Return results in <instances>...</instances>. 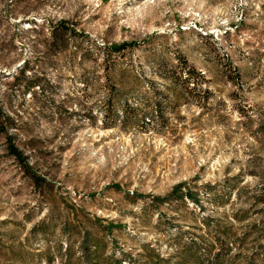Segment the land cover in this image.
Masks as SVG:
<instances>
[{"label": "rangeland", "instance_id": "obj_1", "mask_svg": "<svg viewBox=\"0 0 264 264\" xmlns=\"http://www.w3.org/2000/svg\"><path fill=\"white\" fill-rule=\"evenodd\" d=\"M61 23L75 33L54 40ZM262 172L264 0H0V264H75L83 230L111 264H181L191 246L212 264L215 226L222 264H264Z\"/></svg>", "mask_w": 264, "mask_h": 264}, {"label": "trees", "instance_id": "obj_2", "mask_svg": "<svg viewBox=\"0 0 264 264\" xmlns=\"http://www.w3.org/2000/svg\"><path fill=\"white\" fill-rule=\"evenodd\" d=\"M57 32L61 34H65L68 32L75 33L74 31H71V29H68L67 25L64 23H61L59 26H55L51 28L50 36L52 39L57 40V35H56ZM136 44H137L136 42H122L118 45H112L109 47H105V51L107 54L121 53L126 48H133L134 46H136ZM173 75H174V80L179 81V83H181L182 87L185 90L190 91V90H195V89H199V90L201 89V81H203V77L198 78L199 73H197L193 68L183 67L182 69L179 70L177 75L175 74ZM198 79H200L201 81L199 82ZM204 98H207V97L205 96ZM10 139L11 138L8 136L7 137V140L9 141L7 145L8 153L14 156L15 159H17L18 161L24 162L25 158L23 156L22 151L18 149V147L14 143L10 142ZM25 166L27 167L28 165L26 164ZM262 173L264 176V172ZM183 186L184 184H178L177 186H175L173 190L180 191V188H182ZM204 187L207 188L205 200L209 202L210 200L216 199V202L219 203L220 198L215 192L214 188H211L210 185H206ZM176 199H179L181 201L187 200L191 202L192 204H194L195 206H197L199 202L197 198V194L194 189L193 190L186 189L184 193H179V195H176ZM252 202L253 203L260 202L264 206V191L260 192L259 195H257L255 199H253ZM238 216L239 215L235 213L233 214V217L236 220L238 219ZM243 216L244 214L241 213L240 218ZM263 220L261 222L262 225L259 228H256V225H251V227L249 228V232L252 233L254 230H258V231L260 230L261 232L264 233V221ZM205 225L207 226V228H210L209 223L207 221L205 222ZM111 226L114 227L113 225H111V222H107V224L105 225L106 228L111 227ZM215 228H217V230L213 231V236H211L210 238L211 243L206 245L204 249V250H207L206 255L209 256L206 262H212V264H222L223 257L226 256V252L224 251L225 249H223L221 240H223L224 237L225 238L228 237L229 232L227 229L220 230L219 226H215ZM82 232L83 233L81 237V242L75 247L76 252L79 254V257L76 259L75 264H111L112 257L104 256L105 253L103 250L106 244L102 237L103 235H98V236L93 235L88 230H83ZM246 236L247 235H245L244 233V238ZM195 238H200V237L195 236ZM242 240L243 238L238 239L237 245L240 246L242 244ZM195 242L196 241L191 240L190 243L195 245L196 244ZM258 247L260 249L261 254L263 255V262H264V242L260 244L258 243ZM74 250L75 249H73L72 245L67 244L66 249L64 251L67 257V260L73 257V254L75 252ZM182 251H183L182 252L183 254H186V259L182 260L181 264H187L188 262L190 264H205L203 263V260L200 259L201 255L199 254L198 249L195 246H191L189 250H187L186 253H185V250H182ZM155 259H156L155 264H163L166 262L165 259L159 257L158 255H156ZM248 264H255V259L252 258Z\"/></svg>", "mask_w": 264, "mask_h": 264}]
</instances>
